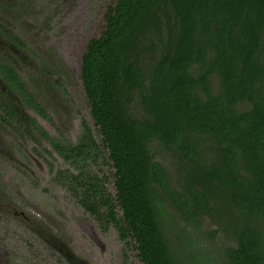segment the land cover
Segmentation results:
<instances>
[{
    "label": "trees",
    "instance_id": "trees-1",
    "mask_svg": "<svg viewBox=\"0 0 264 264\" xmlns=\"http://www.w3.org/2000/svg\"><path fill=\"white\" fill-rule=\"evenodd\" d=\"M0 72L45 114L9 61ZM81 80L101 143L84 120L78 143L52 145L78 170L58 182L102 230L114 224L146 264H184L169 231L180 220L223 237L224 264H264V0H113ZM7 113L9 125H30L17 102Z\"/></svg>",
    "mask_w": 264,
    "mask_h": 264
},
{
    "label": "rangeland",
    "instance_id": "rangeland-1",
    "mask_svg": "<svg viewBox=\"0 0 264 264\" xmlns=\"http://www.w3.org/2000/svg\"><path fill=\"white\" fill-rule=\"evenodd\" d=\"M112 3L0 0L3 58L15 65L45 113L25 107L26 115L34 121L26 119L30 125L19 130L0 121V264H143L133 242H123L114 226L103 232L58 182V173L76 170L52 146V139L77 143L84 120L101 143L85 97L81 65L88 41L103 33L105 12ZM3 25L25 47L7 42ZM6 86L0 80V97ZM35 123L47 136L37 131ZM168 158L165 153L158 157L171 168ZM100 164L98 170L107 176L114 194L113 169ZM177 223L169 231L181 262L224 264L223 237L210 241L205 232L180 220Z\"/></svg>",
    "mask_w": 264,
    "mask_h": 264
},
{
    "label": "flooded vegetation",
    "instance_id": "flooded-vegetation-1",
    "mask_svg": "<svg viewBox=\"0 0 264 264\" xmlns=\"http://www.w3.org/2000/svg\"><path fill=\"white\" fill-rule=\"evenodd\" d=\"M8 38V37H7ZM7 42H9V43H11L12 45H13V43L14 42H12V41H10V40H6ZM15 44V43H14ZM25 44V43H24ZM16 46H18L17 44H15ZM19 47H21V46H19ZM6 59H4L3 58V51H1L0 50V60H7V61H9L10 59H8V57H5ZM10 62V61H9ZM14 67H15V65L12 63V62H10ZM15 69H16V67H15ZM17 70V69H16ZM18 72V71H17ZM19 74V73H18ZM0 76H1V78H0V80H1V82L3 83V84H5V85H7L6 87V92L5 91H3L2 92V94H1V97H0V121L2 122V123H4V124H6V125H9L8 124V119H9V117H8V113H7V111H8V105H9V101L11 102V103H15V102H17V113L19 114V116L21 117V120H20V122L21 121H23L24 120V118H26L27 117V119L28 120H31V121H34L32 118H29L28 117V115H26V109H25V107H27V108H31L32 110H35V111H37L35 108H33V107H30V106H27V105H25L24 104V102L22 101V99H21V97L18 95V94H16V93H14V92H12V90H11V86H10V84L3 78V76H2V74H1V72H0ZM19 76H20V74H19ZM20 78H21V76H20ZM57 78V77H56ZM22 79V78H21ZM57 81H58V83H60V79L59 78H57L56 79ZM56 82V81H55ZM57 82H56V84H58ZM27 85V84H26ZM84 89V88H83ZM32 94H33V92H32ZM34 95V94H33ZM16 96H18V98H19V100H18V98L16 97ZM35 96V95H34ZM86 97V96H85ZM9 98H11L10 100H9ZM36 98V97H35ZM37 100V99H36ZM38 101V100H37ZM39 102V101H38ZM40 103V102H39ZM41 104V103H40ZM43 107V106H42ZM38 112V111H37ZM36 124V123H35ZM14 125H16V127H17V129L19 130V127H18V125H19V122L17 121H13V123H12V125H9V126H12V128L14 127ZM21 128V127H20ZM14 129V128H13ZM22 129V128H21ZM14 130H16V129H14ZM84 131V130H83ZM83 134V133H82ZM82 136V135H81ZM81 136H80V138H81ZM96 137V136H95ZM56 140V139H55ZM80 140V139H79ZM78 140V141H79ZM66 144H68V143H70V144H76V143H71V142H65ZM78 143V142H77ZM53 146V145H52ZM54 148V147H53ZM55 150V149H54ZM56 152V151H55ZM57 153V152H56ZM58 154V153H57ZM59 155V154H58ZM60 156V155H59ZM61 157V156H60ZM64 159V158H63ZM65 160V159H64ZM66 162H68L69 164H71L69 161H67V160H65ZM99 163H102V161L100 160V161H98ZM73 166V165H72ZM74 167V166H73ZM95 166L93 165V168H94ZM111 167V166H110ZM96 168V167H95ZM74 169L76 170V168L74 167ZM97 169V168H96ZM111 169H113V168H111ZM66 171H69V170H66ZM78 172V170H76V172L75 173H77ZM113 172H114V169H113ZM73 173V172H72ZM58 175V174H57ZM112 176H113V173H112ZM109 182V181H108ZM60 183V182H59ZM61 184V183H60ZM113 184H114V178H113ZM108 185V184H107ZM114 188H115V185H114ZM110 190V189H109ZM111 192V191H110ZM115 192H116V189H115ZM115 192H114V194H115ZM112 193V192H111ZM71 194V193H70ZM72 195V194H71ZM74 197V196H73ZM75 198V197H74ZM76 199V198H75ZM77 200V199H76ZM78 201V200H77ZM79 204H80V202H79ZM81 205V204H80ZM82 206V205H81ZM83 207V206H82ZM83 209L87 212V213H89L93 218H94V220L98 223V225H99V227L101 228V226H100V224H99V222L96 220V218L89 212V211H87L84 207H83ZM120 213L119 214H121V211H119ZM111 226H114L115 228H116V226L114 225V224H110L109 225V229H110V227ZM108 229V230H109ZM117 229V228H116ZM101 230H102V228H101ZM103 231V230H102ZM117 231H118V229H117ZM103 232H105V231H103ZM107 232V231H106ZM118 235H119V232H118ZM119 238L121 239V237L119 236ZM123 242H125L126 244H128V245H131V243L133 242V247H134V249H135V251H136V255H137V257L139 258V260L143 263V264H146L141 258H140V256H139V253H138V250L136 249V246H135V241L132 239V238H127V239H121Z\"/></svg>",
    "mask_w": 264,
    "mask_h": 264
}]
</instances>
